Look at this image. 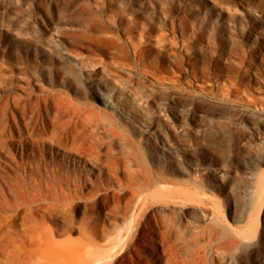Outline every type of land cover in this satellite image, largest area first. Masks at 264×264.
I'll list each match as a JSON object with an SVG mask.
<instances>
[{
    "label": "rangeland",
    "instance_id": "374dc122",
    "mask_svg": "<svg viewBox=\"0 0 264 264\" xmlns=\"http://www.w3.org/2000/svg\"><path fill=\"white\" fill-rule=\"evenodd\" d=\"M143 196L113 264H264V0H0V264L105 255Z\"/></svg>",
    "mask_w": 264,
    "mask_h": 264
},
{
    "label": "bare ground",
    "instance_id": "6f19581e",
    "mask_svg": "<svg viewBox=\"0 0 264 264\" xmlns=\"http://www.w3.org/2000/svg\"><path fill=\"white\" fill-rule=\"evenodd\" d=\"M62 58L61 59H65V57L64 56H61ZM143 194V193H142ZM141 194V195H142ZM147 196V195H146ZM146 196H143V197H141L139 200H137L138 202H137V210L135 211L134 209V213L133 214H130L129 216H128V221H127V224L125 225V227L121 230L122 231V233H121V235H119L117 238H114V237H112L111 238V245H110V247L108 248L109 249V252L107 253V254H105V255H101V254H98V255H96V256H94L93 258H91L90 260H89V262L88 263H86V264H93L94 262H96V261H101V264H113L112 262H113V259L116 257V253L114 252V251H112L113 249H115V248H117V247H120V249H121V251H120V255L122 256L121 257V259H122V261L123 262H125V263H128V262H130L129 260H128V256H129V250L130 249H132V247L136 244V243H138L139 242V239H138V235H140V234H142L143 233V231H144V229H143V227L142 226H140V223H142V221L140 222L139 221V216H142V213H144L143 211H144V209L146 208H151V207H148L149 205H151V202L150 201H152L151 199L149 200V198L150 197H146ZM140 197V195L138 196V198ZM136 202V201H135ZM153 203V202H152ZM136 204V203H135ZM152 206V205H151ZM154 206V205H153ZM128 208H129V206H128ZM127 210V209H126ZM148 210V209H147ZM132 212V211H131ZM148 218H150V217H148ZM149 220V219H148ZM47 239H48V237H46ZM45 239V238H44ZM44 239H42V241L44 240ZM47 239H45V240H47ZM42 241L40 240V243H42ZM53 240H51L50 241V243L52 242ZM54 241H56V240H54ZM50 243H49V246L52 248V247H54L53 249V251H60L59 250V248L60 249H62V247H61V245L62 244H60L59 245V243H61V242H54L55 244H54V246H53V244L51 243V245H50ZM66 244V243H65ZM65 246V245H64ZM55 247H56V249H55ZM89 247H87V249H88ZM63 249H64V247H63ZM67 249H68V247H67ZM86 249V248H85ZM89 251H90V253L93 251V250H91V248L90 249H88ZM37 251V250H36ZM35 251V252H36ZM76 251V250H75ZM62 251H60V252H58L59 254L61 253ZM70 252V251H69ZM77 252V251H76ZM82 252V253H81ZM80 252V250L77 252V253H80V254H84L83 253V251H81ZM39 253H41V252H39ZM63 253V252H62ZM35 254V253H34ZM65 254H67L66 252H65ZM85 254H86V252H85ZM41 255V254H40ZM63 255H64V253H63ZM91 255V254H90ZM42 256V255H41ZM43 256H44V254H43ZM46 256V255H45ZM87 256V255H86ZM44 259V258H43Z\"/></svg>",
    "mask_w": 264,
    "mask_h": 264
}]
</instances>
